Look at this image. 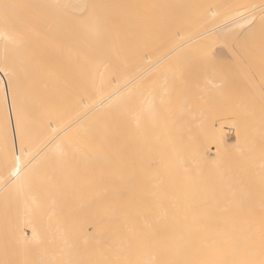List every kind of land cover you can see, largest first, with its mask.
I'll return each instance as SVG.
<instances>
[{
  "label": "bare ground",
  "instance_id": "1",
  "mask_svg": "<svg viewBox=\"0 0 264 264\" xmlns=\"http://www.w3.org/2000/svg\"><path fill=\"white\" fill-rule=\"evenodd\" d=\"M38 2L41 1L34 0L30 4L33 12L30 11L31 9L25 8V11L28 10L32 14L33 21H29L31 17L22 18L20 13L24 11L20 12V9L18 12L14 7L11 12L13 11L15 15L19 14L18 18L25 19L26 24L28 21V24L32 26H38L35 28H39V31L42 28H40L41 23L38 22H42L43 28H47L49 35L50 33L53 36L62 35L63 33H59V31L64 32L63 29H68L70 25L74 26V24L73 30L77 29L75 30L76 34H69L70 39H66L67 32H64L65 34L62 36L65 37V40L60 37L56 38V36L51 40H42L41 36H37L39 39H33V36L32 38L29 36L30 34H27L29 32L16 25L17 23L14 20L11 21L9 16V20L15 23V26L20 27L17 28V33H21L27 39L24 38V41L9 34L7 30L0 32V37L4 41V43H0L2 44L0 45V95L8 99L3 105L0 102V137L7 135L11 137V129L14 134L12 123H9L14 114H10V107L16 106V104L23 105L27 121L25 134L30 138L33 135L27 118L34 117L36 125L41 129L42 137L52 138V141L49 142V151L58 159L64 156L65 149L62 140L68 136H78L91 138L94 141L97 160H109L112 157V150L115 151L113 142L119 139L116 136L119 134L113 133L110 117L103 115L108 107L113 105L121 95L123 96V93L131 86L140 85V80L148 72L151 73L150 71L154 72L156 68L158 69V66L169 59V56L188 49L194 42L210 39L214 33L226 36L229 39L228 42L231 37H235L239 33L243 35L245 32L243 36L246 37V32H250L249 28H253L251 24L257 22L258 16L264 12V0H190V5L186 6L187 8H183L182 5H159L161 7L158 8L172 6L178 8L157 9L153 8V5H147V9L130 7L105 10L49 9L48 4L46 6L43 2ZM5 9L7 8L5 7ZM7 10L10 11L9 8ZM4 13L6 12L4 11ZM261 16L263 15L261 14ZM256 19L257 21H254ZM76 21L80 24L82 22L84 26L80 27ZM45 29L42 32H46ZM53 29H55L54 31L60 30L55 34ZM88 32L89 34H87ZM260 34L261 37L252 34V39H256V36L263 39L264 34L258 33V35ZM29 37H31L30 40ZM165 43L169 46L167 53L149 67L144 64V60L151 61L150 57H145L146 46L151 44L158 46ZM8 49H11L12 69L4 60ZM150 52H146V54L148 55ZM231 54L233 55V53ZM180 55L182 54L180 53ZM161 68L159 66V69ZM262 72L264 73V71ZM241 73L243 74V72ZM215 85L217 84L215 83ZM259 93L257 96H260ZM159 95L161 92L156 97H139L138 117H142V114L148 115V118L156 117V102L159 100ZM140 124L135 129H129L127 133L120 128L125 135L121 137L124 145L120 142L121 146H124V151L121 149L119 152L124 153L120 156L119 168L124 164L130 169L125 171L107 169L112 172L108 193H105L101 185L96 186L93 194L95 203L92 202L94 204L93 217L83 230V232L93 231L92 248L88 250L83 246V249L81 247L75 249L66 245L67 248L56 256H52L55 259L49 264H264V217H259L260 215L254 217L258 214L256 210H259L261 206L256 205L258 208H255L254 211L257 214H252L249 211L251 216L254 215L253 217H246L248 208L252 205L243 209L246 205L244 206L243 202L242 205L239 200L240 204L244 206L239 208L238 205L233 204L231 199L229 202L232 203L228 202L229 198L224 200V194H218L221 189L222 191L223 188L224 190L228 189L226 185L228 186L233 181L228 183L226 179L228 180L232 176H226V178L224 176L225 187V182L223 183L222 180L220 183L221 180L218 179L220 185H223L220 190L213 186V188H207L205 184L207 182L209 186V181L206 178L202 180L205 176L204 172L207 173L208 160H212L211 162L214 163L219 159L216 157L220 152L219 147L211 151V157H206L204 151L206 147L204 146L208 140L210 142V139L206 140V137V139H195L191 135L185 141L179 140L172 144L166 140L158 141L160 145H155L156 151L151 152L153 153L151 156V153L147 151L153 149L146 145L149 143L148 137H144L147 132L144 134L143 125ZM119 125L121 126V124ZM154 129L151 131L160 130V128L156 129L157 131ZM149 133L151 132L149 131ZM12 137L15 140L14 136ZM134 139H136V144H133ZM150 139L148 138V140ZM220 143L222 145V141ZM38 148L35 146L30 151H22L25 160L20 159L23 161H20L21 166L20 162L19 166L16 164L17 171L7 183H4L7 176L2 177V173L0 194L9 182L14 179L19 181L23 176L21 175L23 171L28 172L30 169L27 168H31L42 156V150L45 147L42 150H38ZM146 153H148L147 156ZM213 159L215 160L213 161ZM219 161L213 165H221ZM144 162H147V169L142 172L133 171L134 167H138ZM98 163L101 165L100 160ZM112 166L110 165V168ZM216 166L215 174L222 172L219 173V176L225 175L221 168L217 172ZM11 172L12 169L8 173L11 175ZM103 178L100 181L103 182ZM220 179H223L222 176ZM238 182L240 183V181ZM218 184L216 185L218 186ZM229 186L228 191L235 187L237 191L239 188L243 189L241 188L242 184L239 188L230 184ZM245 189L243 191H246ZM209 191L212 192L215 199L211 198ZM213 191L217 195H221V198ZM228 191L223 192L226 193L225 196L228 195L227 197L232 194ZM248 194L250 193L248 192ZM216 198L217 201H214ZM221 199L224 202L220 201ZM248 202L250 201L248 200ZM250 203L253 204L254 201ZM253 207L249 210H252ZM262 209L264 210V206ZM243 210L244 213H242ZM243 214L244 216H241ZM18 235L23 243L36 240L38 237L35 230H31L28 237H23L21 233ZM78 236L83 240V234ZM83 244L88 246L89 242L86 240ZM4 253L6 254V252Z\"/></svg>",
  "mask_w": 264,
  "mask_h": 264
},
{
  "label": "rangeland",
  "instance_id": "2",
  "mask_svg": "<svg viewBox=\"0 0 264 264\" xmlns=\"http://www.w3.org/2000/svg\"><path fill=\"white\" fill-rule=\"evenodd\" d=\"M2 1H0V8L2 10H0V32L7 30V32L9 31V34L15 35L23 40L25 37L22 36L21 33H17V28L19 26L22 27L24 31L29 32L27 34H30L29 36L31 37L33 36V39L37 38V36H41L42 40H51L52 38H55V36L56 38L60 37L61 39H64L65 37L62 35L65 34L64 32L68 33L69 30H71V32L65 34L68 36L66 39L69 38V34H76L75 30L77 29L73 30L75 24L74 26L70 25L68 29L72 28L69 30L67 28L63 29L64 32L59 31L60 29H56L59 33H63L62 35L57 34L58 36L55 35V29H53L55 36L51 35L52 33H50V36L47 28H43L44 25H42V22H38L41 23L40 28L42 29L40 31L38 30L39 28H35L38 26H36L34 22L35 26L28 24V21L26 24L24 21L25 19L22 18L27 17L28 19L31 17V20L29 21H33L32 14L28 12V10L31 9L30 11L33 12V8H30V4L33 3L34 0ZM38 1H41L38 3L43 2L44 5L48 4L49 9L65 10H105L130 7L147 9V5H153V8L157 9H177L178 7L175 6L182 5L184 6L183 8H187L186 6L190 5V0ZM3 3L6 5L5 7L7 9H10V11L5 9ZM159 5L175 6L158 8L161 7ZM14 7L15 9L17 8L16 11H18V9H20V12L21 10L24 11L23 13H20L22 18H18L19 14L15 15L13 11L14 14L11 12ZM25 8L28 10L25 11ZM261 14L263 16H261ZM261 14L258 16V21L256 19L254 21L257 22L251 24V26L253 25V28H251L253 31L249 28L248 31L250 32H246V37L243 36L245 32L243 35H241L242 33H239L237 36L231 37L232 40L234 39L233 41L230 39V42H228L229 39L226 38V36L214 33L210 39L196 41L191 44L188 49L172 54L169 56V59L166 58L167 60L162 62V64H165H161L162 68L161 65H159L161 69H159L158 66V69L156 68L154 72H148L149 74L147 73L140 80V85L131 86L130 89L123 93V96L121 95L117 101L115 100L116 102L114 101L115 103L113 102L114 104L108 107L103 115L110 117V126H112L114 131L112 132L119 134V136H116L120 141L116 139V142H113V149L115 151L112 150V157L109 160L99 159L102 167H100L101 165L98 163L99 160L96 159V149L94 148V141L91 138H82L78 136H68L64 138L62 140L65 149L64 156L60 159L55 158L49 151V142L52 141V138L42 137L40 133L41 129L36 125V119L34 117L27 118L29 120L28 125L33 133L30 138L25 134L27 121L23 112V105L16 104L17 107L15 105L11 106L9 112L10 114H14L11 117L12 121H9V123H12L14 134H12L10 124L9 128L11 129V137L8 135L6 137H0V176L2 173V177L7 176L4 183H7L17 171V168L15 167H18L19 165L21 166V162L23 161L20 159H23V156H25L22 155V151H30L35 146L39 147L38 150H42L44 147L45 149L42 150V156L33 164V166L27 168L30 170L28 171L26 169L28 172L23 171L21 174L23 176H21L19 181L18 179H14L9 182L7 185L8 188L6 187L0 194V232L2 233V236L0 235V264H5V260L7 261L6 264H49L55 259L52 256H56L63 249L67 248L66 245L75 249H78V247L83 249V246L88 250L92 248L91 240L94 233L92 230H87L85 232H83V230L84 226L88 224L93 217V203H95L93 194L96 190V186L101 185L104 188L105 193H108L112 172H109L107 169L123 171L130 169L124 164L119 168V162H121L120 156L124 153H122V151H124V146H121V143L124 145V141L121 137L124 136L129 129H135L140 123L143 125L144 134L147 132L144 137L151 138L150 140L147 138L149 143H146V145L153 150L147 151L148 153L156 151V146L160 140H166L172 144V142L179 140L185 141L191 135L195 139H204L205 137L207 138H205L206 140L210 139V142L208 140L204 146L206 147L204 149L206 157H211V151H213L214 148L219 147L220 156L218 154L216 157L219 158L220 161L216 157L215 159H217L219 163L221 162V165H219L220 167L218 165V167L215 166L217 172L222 169L221 171H223L225 175L222 174L219 176V173L222 172L215 174V166L213 164H217L218 162L213 159V161L215 160L214 163L211 162L212 160H208L209 167L206 166L207 173L203 171L205 173V176L203 177L204 179H200L205 180L206 178V180L209 181L211 186H208L206 182L205 185L207 188L217 187L220 190V187H223L220 183L222 180L223 183L225 182L224 176L225 178L226 176H232L229 178L227 177L228 180L226 179V181H228V183L229 181H233V184L229 183L230 185H233V187L242 184L243 186L241 188L243 189H240L239 185L237 186L239 188L238 191L236 190V187L235 189L233 188V190L230 189V191H228L230 186L228 183L227 186L225 182L224 187L226 185L228 189L226 188L224 190L223 188V191L221 189L218 194H224V200L229 198V202L231 199L233 204L238 205L239 208L240 206L243 208L245 205L246 206L243 209H247L246 207L249 205L254 206L252 209L253 211L249 210V208H252V206H249L248 215L245 214L246 217L251 216L249 211H251L252 214H255L256 212L254 210H256L255 208H258L257 206L259 205L261 206V211L260 209L256 210L258 214L256 213V216L252 215L251 217H258L259 215V217H264V210L262 209V206H264V73L262 72L264 71V37L263 39H259V37L257 38V36L261 37V34L258 35V33L262 32V34H264V29L262 30L264 26V12ZM9 16L11 17V21L14 20V22L17 23L16 25H19L18 27L15 26V23L9 20ZM260 18L263 20L260 21ZM77 24L79 25L80 23ZM83 26L84 25L81 22L80 27ZM76 28H78L77 25ZM44 29L46 32H42ZM19 31L21 32V29ZM78 33L80 34V32ZM87 34H89V32ZM252 34L253 36L257 35L255 37L256 39H252ZM31 37H29V40ZM25 39H27V37ZM1 40L0 37V43H4V41ZM223 43L228 46H225ZM156 45L157 44H155V46L154 44H151L146 46L147 48L154 46L148 49L146 48L147 53L151 51L148 55L145 52V57H150L151 60L150 62L144 60V64L148 67L151 66L154 61L162 58L163 54H166L168 51L169 46L166 43L158 46ZM159 46L164 47L160 48ZM8 50V53L4 55L6 58H4V60L8 62L10 69H12L11 49ZM180 53L182 55H180ZM229 53H233V55L231 54L233 57H231ZM158 56L159 58H157ZM241 72H243V74ZM247 76H250L251 78H248ZM215 83L217 85H215ZM259 90L261 91L260 93ZM160 92L161 95H159V100L156 102V117L148 118V115L145 116V114H142V117H138L137 103H139V97H156ZM256 92H258L260 96H257L258 93ZM6 100L8 99L5 96L0 95V102H2V105L6 103ZM115 120L119 123L115 122ZM119 124H121V126ZM120 128L124 129L125 133L122 132ZM159 128L160 130L157 131ZM153 129H157V132L153 131V133L151 131ZM149 131L151 133H149ZM12 136H14L15 140H13ZM220 141H222V145ZM48 143L49 145H47ZM115 143L118 144L115 145ZM133 144H136V139H134ZM121 149L122 151L120 153L119 150ZM136 151L139 152L138 150ZM148 153H146V156ZM151 156H153V153H151ZM116 159L118 160V163ZM110 165H113L112 168H110ZM210 165L211 167L213 166L212 170ZM226 168L227 171H225ZM11 169L12 172L10 175L9 173ZM145 169H147V162L139 164L138 167H134L133 171L142 172ZM259 172L263 173L261 174ZM7 173L8 175H6ZM218 176L220 178L222 176L223 179H220ZM102 178L103 182L100 181ZM218 179L221 180L219 181L220 183L218 182ZM238 181H240V183ZM216 184H218V186ZM245 184H248L249 186H246ZM245 187L247 188L245 189ZM244 189L246 191H243ZM224 191L232 193L233 196L232 194H229V197H227L228 195L225 196L226 193H223ZM235 192V196L240 197L242 195V197H235ZM248 192L252 197L249 196L250 194H248ZM209 193H211L212 196V192L209 191ZM209 193L207 194L209 195ZM214 193L216 194V192ZM220 196L219 198H221ZM211 198L215 199V196H212ZM217 198L214 201H217ZM222 199L220 201L224 202ZM239 200L241 203H244V206H242L243 203L242 205L240 204ZM248 200L250 202L254 201V205L248 202ZM242 213H244V210ZM241 216H244V214ZM20 228L21 232L19 231ZM31 230L36 231L38 236L37 239L26 241L24 243L21 242L18 233H21L23 237H28L30 236ZM81 234L84 236L83 240H81L82 237L78 236ZM86 240L89 242L88 246L83 244ZM3 246H5V250Z\"/></svg>",
  "mask_w": 264,
  "mask_h": 264
}]
</instances>
